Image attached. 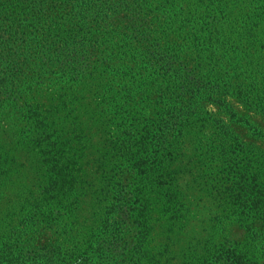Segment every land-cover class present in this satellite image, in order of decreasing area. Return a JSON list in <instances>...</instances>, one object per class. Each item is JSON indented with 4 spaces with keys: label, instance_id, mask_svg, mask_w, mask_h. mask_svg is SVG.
I'll list each match as a JSON object with an SVG mask.
<instances>
[{
    "label": "trees",
    "instance_id": "trees-1",
    "mask_svg": "<svg viewBox=\"0 0 264 264\" xmlns=\"http://www.w3.org/2000/svg\"><path fill=\"white\" fill-rule=\"evenodd\" d=\"M232 1L0 0V203L2 191L18 189V201L33 216L27 218L33 233L36 218L59 227L65 238L74 228L67 222L61 228L62 223L74 217V206L86 204L95 185H101L99 194L91 199L107 204L106 224L139 222L142 227L154 211L185 220L177 196L167 194L156 206L152 199L175 186L181 144L191 140L205 148L201 128L185 124L189 118L181 113L191 111V105L202 108L205 101L208 89L196 66L213 59L214 52L210 56L204 48L206 34L235 26V56L226 51L225 58H235L237 101L264 114V50L257 48L264 43V0ZM190 54L197 61L194 71ZM215 69L214 64L210 72ZM87 78L100 85L105 81L91 121L104 125L111 139L100 155L109 160L110 171L91 180L75 173L78 160L67 154L58 128L60 114L75 111L79 85ZM100 112L107 114L105 121ZM71 115L70 140L81 142L84 115ZM250 137L246 142L235 136V156L228 165L229 173L235 171V208H226V218L235 217L246 239L232 248L222 244L208 264H264V130L252 126ZM23 144L29 153L44 156L42 173L20 170L14 151ZM63 160L67 164L60 166ZM127 174L134 178L132 188ZM14 249L12 261L0 264L48 262L41 252L30 257L24 247ZM143 258L142 250L131 251L133 264H143Z\"/></svg>",
    "mask_w": 264,
    "mask_h": 264
},
{
    "label": "rangeland",
    "instance_id": "rangeland-1",
    "mask_svg": "<svg viewBox=\"0 0 264 264\" xmlns=\"http://www.w3.org/2000/svg\"><path fill=\"white\" fill-rule=\"evenodd\" d=\"M232 2L235 4V0ZM233 14L235 15V9ZM194 30H189V34L196 33ZM234 30H212L209 36L206 34L209 41H204V48L210 50L208 52L210 56L212 51L214 52L213 59L208 60L207 65L196 66L208 89L205 101L202 108L191 105V111L184 109L181 113L185 114V118H189L185 124L189 122L194 128H201L203 135L206 136L205 148L200 149L201 147L198 144L193 145L191 140L188 144H181L179 149L182 150V155L176 162L179 177L175 186H172L171 190L153 194L157 197L152 199L155 206L160 200L167 199V194L171 197L177 196L180 203L185 206V215L187 214L185 220L177 221L172 219L169 213L167 215L160 212L159 215L154 211L151 218L148 217L147 224L142 227H138L139 222L130 225L114 222L106 224L104 218L107 204L102 203L99 206L96 199H91L97 198L99 194L96 191H99L98 187L101 185H95L92 189L95 194L88 195L86 204H82L80 208L74 206L72 212L74 217L62 223L61 228L67 225L66 222L74 228V232L67 235L70 237L59 236V227H47L40 224V220L36 218H34L36 233H33L27 220V218L31 220L33 216L24 211L22 201H18L20 191L6 190L1 192L0 203V263L12 261L14 247L18 246L19 249L24 247L25 256H36V253L41 252L44 260L48 261L46 264H71L75 260H78L79 264H133L130 262L131 251L136 249L142 250L145 255L142 259L143 264H208V262L212 263L215 251L222 244L232 248L235 242L245 240V230L235 226V217L230 216L227 219L226 215V208H235L233 202L235 171L229 173L228 165L235 156V136L240 140L251 142L252 126L264 130V114L259 111H249L237 101L235 58L232 60L225 58L227 52L235 56ZM212 38H220L222 42H215L216 39ZM263 47L264 43L259 44L257 48L262 51ZM190 56V70L194 71L193 66L197 61L195 55L190 54ZM214 64L216 73L212 74L210 70ZM104 82L100 85L99 81L84 79L82 85H79V101L75 111H63V114H60L62 119L58 121L61 140L69 150L66 151L67 154L78 160V172L75 173L84 177L89 176L90 180L101 177V171H110L109 160L104 161L100 156L108 150L110 135L104 133L106 129L104 125L91 121V114L99 102V97L104 94L102 91ZM180 109L181 107L176 111ZM71 113L84 115L83 122H86V126L82 127L84 140L81 142L78 138H73V142L70 140L73 128L68 120H71L70 116H74ZM101 114L105 121L107 114L104 112ZM243 119L245 125L237 124L236 120ZM223 132L225 133L221 134ZM9 148L15 150L13 145ZM14 155L22 164L20 170L23 166L37 174L45 170L44 156L36 150L29 153L25 144L18 145ZM75 155H82L85 158L81 160V157ZM45 158H48V155H45ZM66 164L63 160L60 166ZM233 164L235 162L230 166ZM98 165L103 169H99ZM71 172L73 173L72 170ZM131 175H126L130 179L126 182L129 188L134 184ZM165 189L169 188L166 186ZM23 196L21 195L22 200ZM25 221L27 227L24 225ZM102 226H105L104 231ZM255 228L259 231L261 229L257 225ZM262 245H264V234L260 241V246ZM87 257L88 261L82 262L81 258Z\"/></svg>",
    "mask_w": 264,
    "mask_h": 264
}]
</instances>
